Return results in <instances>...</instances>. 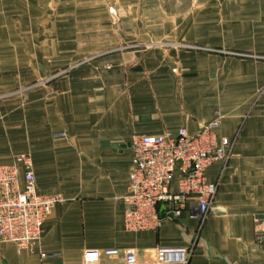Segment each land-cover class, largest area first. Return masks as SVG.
<instances>
[{
  "label": "crops",
  "instance_id": "crops-1",
  "mask_svg": "<svg viewBox=\"0 0 264 264\" xmlns=\"http://www.w3.org/2000/svg\"><path fill=\"white\" fill-rule=\"evenodd\" d=\"M48 2L0 0V167L27 155L37 193L60 194L62 202L31 249L0 244V264H82L85 252L105 250L119 257L131 251L143 261L157 246L188 245V264H264L253 244V218L264 217V0L199 1L196 12L177 19L161 17L159 0H149L150 23L143 28L131 16L122 50L94 45L110 39L92 35L58 34L50 45L17 38L16 16L17 24L29 25L30 10H47ZM66 3L72 25L106 16L99 0ZM79 39L89 43L85 50ZM147 40L157 44L144 49ZM21 41L45 42L28 47L39 61L53 60L51 70L67 69L50 97L44 89L9 96L31 82L24 52L16 50ZM16 53H22L18 65ZM83 54L90 56L69 66ZM213 120L217 136L234 140V150L224 167L216 162L206 171L209 183H219L212 212L200 222L189 204L157 233L126 232L133 138L182 128L196 133Z\"/></svg>",
  "mask_w": 264,
  "mask_h": 264
},
{
  "label": "built area",
  "instance_id": "built-area-1",
  "mask_svg": "<svg viewBox=\"0 0 264 264\" xmlns=\"http://www.w3.org/2000/svg\"><path fill=\"white\" fill-rule=\"evenodd\" d=\"M218 124L213 120L196 133L182 128L172 134L133 138L132 169L123 197L126 232L157 233L163 221L176 220L189 204L200 222L212 212L219 183H209L206 171L216 162L224 167L234 150V140L217 136ZM61 202L60 194L37 193L28 156H20L16 164L1 166L0 244L31 249L41 239L46 217ZM253 233V244L264 258V217L253 218ZM192 250V245L157 246L143 261L131 251L120 257L117 250L87 251L82 264H97L103 258L108 264H188Z\"/></svg>",
  "mask_w": 264,
  "mask_h": 264
},
{
  "label": "rangeland",
  "instance_id": "rangeland-1",
  "mask_svg": "<svg viewBox=\"0 0 264 264\" xmlns=\"http://www.w3.org/2000/svg\"><path fill=\"white\" fill-rule=\"evenodd\" d=\"M70 0H49L47 5V10L40 11L39 10H30L31 24L22 25L17 24L19 21V17L16 16V26H15V34L16 37L22 39L23 35H30L32 39H44L47 40V45H50L49 40H54L59 35H70L71 33L78 35L80 39L86 40L84 37L86 36H95L98 39L102 40L105 38L109 40L108 42H92L94 45L103 46L107 44L111 49L122 50L127 46L120 40L124 35V27L123 24L129 19L131 16L136 18L137 21H141L143 23V28L146 24L150 23L151 15L154 13L151 10V4L149 0H132V5L125 7L124 1L122 0H99L103 2L106 6V16L105 18H94L91 21H83L78 24L72 25L71 23V15L69 7L66 5ZM97 1V0H90ZM199 1L204 0H159L160 10L158 11L160 16L166 18H181L187 13H194L195 10H192L196 7V4ZM207 1V0H206ZM128 5V3H127ZM148 5V6H147ZM131 7V8H130ZM130 8V9H129ZM110 10H113V14L110 13ZM156 16V15H155ZM149 26L146 27L149 30ZM18 38V37H17ZM20 39V40H21ZM79 39V40H80ZM45 42L40 41H32V42H16V50L24 52L25 64L28 69L31 71V74L27 75L31 77V82L20 86L13 93H10L9 96H18L23 94L24 92L33 91L37 89H44L48 97L54 94V89L52 84L54 81L58 80V77L65 74L67 69H62L58 71V67L55 70H51L50 67L53 64V60L50 58H46L42 61L38 60V54H35L28 45H37L43 44ZM80 49L86 48L89 43L87 41L80 40L78 42ZM133 44V43H132ZM157 43L150 42L149 40L145 41L142 45L144 49H150L155 47ZM169 45V43H166ZM167 46V45H166ZM184 48L189 47L186 45H182ZM199 50H211L210 47H192ZM105 50H99V52H103ZM213 50V49H212ZM224 55L230 54V50L223 49L222 51ZM22 53H16L15 61L16 65L23 61L21 58ZM85 56V57H84ZM87 56L83 54V57L76 59V61L71 62L69 66H74L77 64H81L82 62L88 59ZM54 59V57H52ZM58 66V65H57ZM53 67V66H52ZM45 69V70H44ZM173 69L177 70L179 73V69L176 63L173 66ZM172 69V70H173ZM173 73V72H172ZM173 73V74H177ZM259 96V95H258ZM258 97H256L257 99ZM23 155V154H22ZM27 156V155H25Z\"/></svg>",
  "mask_w": 264,
  "mask_h": 264
}]
</instances>
